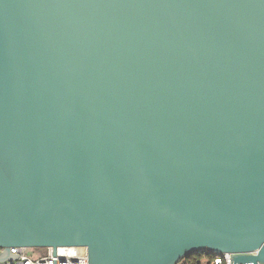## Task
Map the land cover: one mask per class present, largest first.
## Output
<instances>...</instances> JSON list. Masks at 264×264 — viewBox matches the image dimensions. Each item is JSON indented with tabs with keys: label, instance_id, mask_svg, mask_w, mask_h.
<instances>
[{
	"label": "water",
	"instance_id": "95a60500",
	"mask_svg": "<svg viewBox=\"0 0 264 264\" xmlns=\"http://www.w3.org/2000/svg\"><path fill=\"white\" fill-rule=\"evenodd\" d=\"M264 264V0H0V262Z\"/></svg>",
	"mask_w": 264,
	"mask_h": 264
},
{
	"label": "built area",
	"instance_id": "2783aa9c",
	"mask_svg": "<svg viewBox=\"0 0 264 264\" xmlns=\"http://www.w3.org/2000/svg\"><path fill=\"white\" fill-rule=\"evenodd\" d=\"M33 249L41 248H25L12 247V254L20 256L15 260L0 262V264H54V249L52 247L45 248L43 254L31 253ZM4 249L0 248V253ZM202 256L193 255L194 258H188L179 264H214V261L221 260L224 264H232V254L224 253L218 256L199 253ZM192 257V256H191ZM57 264H89V252L87 247L83 246H61L57 248Z\"/></svg>",
	"mask_w": 264,
	"mask_h": 264
},
{
	"label": "rangeland",
	"instance_id": "374dc122",
	"mask_svg": "<svg viewBox=\"0 0 264 264\" xmlns=\"http://www.w3.org/2000/svg\"><path fill=\"white\" fill-rule=\"evenodd\" d=\"M44 251H45V248H41V249H33V250H31V253L33 254V253H36V254H43L44 253Z\"/></svg>",
	"mask_w": 264,
	"mask_h": 264
},
{
	"label": "snow or ice",
	"instance_id": "6c2138e0",
	"mask_svg": "<svg viewBox=\"0 0 264 264\" xmlns=\"http://www.w3.org/2000/svg\"><path fill=\"white\" fill-rule=\"evenodd\" d=\"M214 264H224V262L221 260H216V261H214Z\"/></svg>",
	"mask_w": 264,
	"mask_h": 264
},
{
	"label": "trees",
	"instance_id": "16d2710c",
	"mask_svg": "<svg viewBox=\"0 0 264 264\" xmlns=\"http://www.w3.org/2000/svg\"><path fill=\"white\" fill-rule=\"evenodd\" d=\"M197 256H199V257H200V256H202V254H197ZM190 258L192 259V258H194V256H192V257H190Z\"/></svg>",
	"mask_w": 264,
	"mask_h": 264
}]
</instances>
